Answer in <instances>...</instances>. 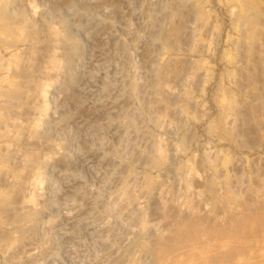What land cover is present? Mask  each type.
<instances>
[{"label": "rangeland", "instance_id": "374dc122", "mask_svg": "<svg viewBox=\"0 0 264 264\" xmlns=\"http://www.w3.org/2000/svg\"><path fill=\"white\" fill-rule=\"evenodd\" d=\"M6 1L0 264H264V0Z\"/></svg>", "mask_w": 264, "mask_h": 264}, {"label": "bare ground", "instance_id": "6f19581e", "mask_svg": "<svg viewBox=\"0 0 264 264\" xmlns=\"http://www.w3.org/2000/svg\"><path fill=\"white\" fill-rule=\"evenodd\" d=\"M5 1V0H4ZM3 5V4H2ZM10 3L8 2V1H6V5L4 6H2V8H1V10H0V15H5V14H7L8 13V11H10ZM0 7H1V5H0ZM2 19V18H1ZM6 22H7V20H6ZM1 101V100H0ZM3 102V101H2ZM1 104V103H0ZM25 160V162H26V160H28V159H24ZM28 162V161H27Z\"/></svg>", "mask_w": 264, "mask_h": 264}]
</instances>
